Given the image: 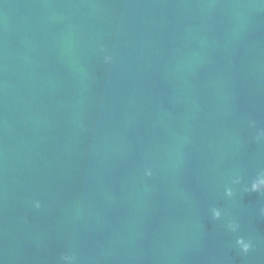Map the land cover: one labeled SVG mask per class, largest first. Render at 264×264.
Returning a JSON list of instances; mask_svg holds the SVG:
<instances>
[{
    "label": "water",
    "instance_id": "obj_1",
    "mask_svg": "<svg viewBox=\"0 0 264 264\" xmlns=\"http://www.w3.org/2000/svg\"><path fill=\"white\" fill-rule=\"evenodd\" d=\"M257 180L264 0H0V264H264Z\"/></svg>",
    "mask_w": 264,
    "mask_h": 264
},
{
    "label": "clouds",
    "instance_id": "obj_2",
    "mask_svg": "<svg viewBox=\"0 0 264 264\" xmlns=\"http://www.w3.org/2000/svg\"><path fill=\"white\" fill-rule=\"evenodd\" d=\"M104 63H110L112 61V56L110 54H106L103 58ZM247 191H252V192H264V180H257L252 183L251 187L249 189H246ZM227 195L231 196L233 195L231 189L227 190ZM34 207L39 209L41 207V204L39 201L34 202ZM214 216L216 218H219L220 212L219 211H214ZM232 229L235 230L238 225H231ZM237 243L240 245V251L242 253H248L252 248L253 244L252 241L249 239L247 241L243 240L242 238L237 241Z\"/></svg>",
    "mask_w": 264,
    "mask_h": 264
}]
</instances>
